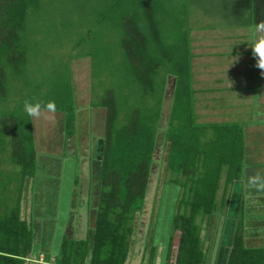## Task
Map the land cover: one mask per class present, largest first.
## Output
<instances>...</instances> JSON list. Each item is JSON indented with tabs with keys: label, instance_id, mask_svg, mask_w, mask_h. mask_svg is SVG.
<instances>
[{
	"label": "trees",
	"instance_id": "obj_1",
	"mask_svg": "<svg viewBox=\"0 0 264 264\" xmlns=\"http://www.w3.org/2000/svg\"><path fill=\"white\" fill-rule=\"evenodd\" d=\"M78 1L84 12L77 17ZM243 1L251 8L232 0L227 9L235 19L243 15L235 22H264V0ZM188 2L0 0V153L10 149V162L20 166L22 175L15 202L0 201V264H38L32 260L38 255L33 253L35 229L22 214L20 196L25 179L35 177L37 168L32 115L25 102H39L46 109L54 102L72 136L76 98L71 60L80 57L90 58V104L104 108L99 196L86 236L63 233L55 251L42 248L46 260L127 264L134 219L146 202L166 84L173 76L163 127L168 143L165 183L178 186L179 192L163 264L207 262L203 226L210 225L216 213H227L233 185L244 177L247 150L242 123L199 120L189 26L194 11ZM60 3H71L73 9L58 8ZM39 23L47 28L40 29ZM59 25L68 36V57L48 53L53 57L46 60L49 64L39 63L54 42L65 49L61 34L47 38L48 31H60ZM241 213L223 264H264V245L247 244ZM155 226L154 222L148 238L147 264H155L158 250Z\"/></svg>",
	"mask_w": 264,
	"mask_h": 264
},
{
	"label": "rangeland",
	"instance_id": "obj_2",
	"mask_svg": "<svg viewBox=\"0 0 264 264\" xmlns=\"http://www.w3.org/2000/svg\"><path fill=\"white\" fill-rule=\"evenodd\" d=\"M231 1L190 0L188 5L194 11L189 20L191 36L193 31L200 29V27L205 29L204 36H206L202 42L210 41L209 34L214 35L217 33L216 31L223 28L230 31L233 29L234 32L235 28L230 25L231 22L241 21L243 15H239L238 19H235L234 14L232 15L231 12L230 15L228 14L229 10L227 9L230 7ZM80 2L75 4L77 17L84 12ZM68 7L72 8L73 4L61 5L60 3L58 8ZM223 25H225L223 28H219ZM226 25H230L229 28ZM39 28L44 30L47 26L39 23ZM63 29L64 27L59 25L58 30L60 31L54 29L56 34L48 31L50 34L47 35V38H54L53 35L61 34L62 39H65L67 43L65 49H61L59 43L54 42L52 47H48L49 50L44 53L45 55L42 54L39 63L51 61L53 57H49L48 53L51 55L54 53V58L64 57L62 55L68 57V36L64 35ZM45 48L46 46H42V49ZM59 50L64 54L59 55ZM218 56L220 57V55ZM71 68L76 98L75 132L73 135L69 137L68 132L64 129L62 125L63 113L61 112L41 108L39 116L32 115L37 153L36 175L25 179L20 196L22 214L35 229L34 254H39L45 246L49 247L48 249L51 251H55L63 233H68L76 238H84L88 227L94 222V209L100 188L98 173L101 158V138L104 133V108L90 104V58L72 59ZM252 70L254 69L252 68ZM236 73L242 74L243 71ZM232 77L237 81L246 79L245 76L234 74ZM173 84L174 77L169 76L164 96L162 128L158 134L146 202L144 208L137 213L134 219L135 233L132 237L131 254L127 264H147L149 256L147 244L154 222L156 224L154 242L158 245L154 263L163 264L165 260L164 246L167 244L171 216L179 192L178 186L165 183L169 176L166 169L168 143L164 138L163 127L166 125L171 104ZM256 86L254 85L252 88L256 89ZM254 91L252 96L258 93V91ZM256 103L258 102L255 101V97L250 101L244 100L243 104H240L242 107L238 104L235 105V102L229 103V106H232L231 116H233V119H231L232 117L228 118L229 121H247L245 131L248 151L244 177L233 185L227 213H223V216H220L219 212L216 213L211 218L210 225L203 226V244L208 255L205 264L217 262L215 253H217V257L220 247L219 241L214 244L211 240H215V238L216 240L224 239L229 230H234L238 214L241 213L239 211L241 206H243L241 217L244 221L245 233L247 235L249 233L263 234V238L260 239L264 243V186H261L264 185V108H260L259 104ZM213 106L220 112L219 115L217 117L208 116L201 112L199 120L222 118V112L225 108L221 102L216 101ZM205 111L207 110L205 109ZM248 125L251 127L247 129ZM9 152L10 149L8 152L0 153V201H7L12 204L19 196V190L22 187V175L20 166L10 162ZM257 175L260 180L252 183L250 177ZM75 180L78 181L75 183ZM89 182L90 187H87ZM70 183L72 190H70L71 195L69 196L68 186ZM223 263L222 261L219 264Z\"/></svg>",
	"mask_w": 264,
	"mask_h": 264
},
{
	"label": "crops",
	"instance_id": "obj_3",
	"mask_svg": "<svg viewBox=\"0 0 264 264\" xmlns=\"http://www.w3.org/2000/svg\"><path fill=\"white\" fill-rule=\"evenodd\" d=\"M241 2V4L239 3L240 5L245 6L247 9L251 8L249 4L246 5L244 1ZM237 4L238 2H236V5ZM230 25L235 28L234 32L233 29H231V31L225 30V28H223L225 25L222 27L220 26L219 28L223 29L216 31L217 33L214 35L209 34L208 38L210 41L208 42H202V40L206 39V36H204L205 29H202V27L198 30H194L191 36L192 50L194 52L192 64L194 88L196 90L195 106L198 117H200L201 112L202 114L204 113V115L217 117L220 112L213 106L216 101L221 102L223 108H225L222 112V118L202 121H222L224 119L229 122L230 119L228 118L232 117L231 119H233V116H231L232 106H229L230 102H235V105L238 104L239 106L243 104L244 100L247 99L250 101L255 97V101L258 102L256 104H259L260 108H264V75H261V71L264 70L255 66V59L251 55V48L247 46V41L264 36V27H261V25H264V22L258 23L254 21L247 24H236V22H231ZM230 25H226V27L229 28ZM218 55H220V57ZM252 68L254 70H252ZM237 71L241 73L243 71V73L237 74ZM232 74L245 76L246 79L237 81L232 77ZM254 85H257L256 89L254 87L252 88ZM254 90L258 91V93L252 96L255 92ZM205 109L207 111H205ZM234 121L242 123L244 129L246 128L247 121ZM250 127L251 126L248 125L247 129ZM246 150L248 151L247 146ZM89 185L90 182L87 183L86 186L90 187ZM68 188L70 196V190H72L71 183ZM233 234L234 230H229L224 239L220 238V240H216L215 238V240H211L214 244L219 241V246L221 247V249L219 247V254L217 257V253H215V260H217L218 264L226 258L231 246ZM262 236L263 234L255 235L249 233V235H247L245 233L246 242L249 245H264L260 239L263 238ZM217 262L215 264H217ZM207 264L210 263L208 262Z\"/></svg>",
	"mask_w": 264,
	"mask_h": 264
},
{
	"label": "clouds",
	"instance_id": "obj_4",
	"mask_svg": "<svg viewBox=\"0 0 264 264\" xmlns=\"http://www.w3.org/2000/svg\"><path fill=\"white\" fill-rule=\"evenodd\" d=\"M261 27H264V25H261ZM247 42H248L247 46L251 48V55L255 59V66L261 70H264V36H260L259 38H255ZM261 75H264V71H261ZM46 107L47 109L54 110L55 104L54 102L49 101ZM25 110L30 115L39 116L41 105L39 102L26 101ZM259 180H260V177L258 175L250 177V181L252 183H256ZM261 186H264V185H261ZM39 253H43L45 255V253L42 251H40Z\"/></svg>",
	"mask_w": 264,
	"mask_h": 264
},
{
	"label": "built area",
	"instance_id": "obj_5",
	"mask_svg": "<svg viewBox=\"0 0 264 264\" xmlns=\"http://www.w3.org/2000/svg\"><path fill=\"white\" fill-rule=\"evenodd\" d=\"M32 260L36 261L38 264H52L50 261L46 260L45 255L43 253L33 255Z\"/></svg>",
	"mask_w": 264,
	"mask_h": 264
}]
</instances>
